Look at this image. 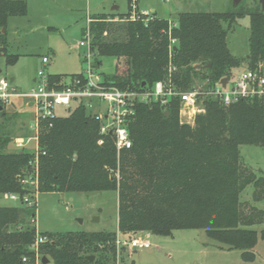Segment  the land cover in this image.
Segmentation results:
<instances>
[{
    "label": "trees",
    "instance_id": "trees-1",
    "mask_svg": "<svg viewBox=\"0 0 264 264\" xmlns=\"http://www.w3.org/2000/svg\"><path fill=\"white\" fill-rule=\"evenodd\" d=\"M27 10L25 0H0V51L9 17L26 15ZM131 11L130 2L126 14H96L82 30V36L87 27L90 30L95 66L101 65V57H114L116 73L103 75L122 89L162 80L189 91L204 83L205 112L191 125L181 121L178 97L164 105L140 103L129 125L132 147L121 152L112 135L100 133L99 120L82 100H73L68 115L42 121L39 193L117 191L118 229L39 233L50 241L35 250L37 203L0 204V264H35L37 254L53 264H118V231L172 235L180 229H204L221 248L241 250L245 260L255 258L254 248L264 238V226L258 227L264 224V208L252 204L245 209L242 195L253 185L256 201H264V174L244 164L240 146L264 147V99L227 106L207 91L243 64L264 69V9L240 4L225 12H181L176 21L155 14L148 21L131 19ZM116 16L123 21L116 24ZM245 16L250 18V48L241 58L232 53L228 35ZM171 39L176 44L171 45ZM14 60L8 55V62ZM78 75L49 74L50 85L61 89ZM8 115L3 107L1 119L7 122ZM3 121L0 198L7 193L32 194L33 186L21 179L34 174V154L24 148L7 150L13 136ZM90 255L93 261L87 259Z\"/></svg>",
    "mask_w": 264,
    "mask_h": 264
},
{
    "label": "rangeland",
    "instance_id": "rangeland-1",
    "mask_svg": "<svg viewBox=\"0 0 264 264\" xmlns=\"http://www.w3.org/2000/svg\"><path fill=\"white\" fill-rule=\"evenodd\" d=\"M26 15L10 16L3 29V50L0 51V80L6 79L18 91L26 92L34 86V79L40 69L49 74H73L86 68L85 47L79 45L82 28L87 24L88 13L98 15L114 11L118 14L129 12L131 0H25ZM241 7H262V0H242ZM239 4V5H240ZM139 11H150L154 7L159 15L176 21L181 12H225L237 8L233 0H137ZM118 8H114L117 7ZM132 9V8H131ZM157 15L159 18L161 16ZM119 16V15H118ZM123 20L116 16L114 22ZM250 18H240L228 35L229 47L233 54L245 57L250 48ZM8 55L15 56L8 62ZM44 56L49 61L44 64ZM98 70L104 75L116 73V59L101 57ZM234 69L238 71L245 68ZM14 77V80H11ZM204 84V83H203ZM202 84V85H203ZM200 85V86H202ZM201 100L203 97H200ZM202 107V104H201ZM9 113L8 121H0L12 133L13 141L8 151L19 148L15 138L33 137L31 123L35 119V106L29 100L15 99L4 106ZM70 110L57 108L59 115H68ZM205 112L204 108L200 113ZM199 114V113H198ZM196 120V118H195ZM194 122L187 123L194 125ZM35 141L24 149L34 152ZM244 164L254 172L264 174V147L253 144L240 146ZM119 177V175H117ZM255 188L249 185L243 192L245 209L252 204L260 206L254 195ZM36 216L33 224L38 233L58 232H100L115 231L118 228V192H40L37 196ZM1 205H18L2 196ZM261 207V206H260ZM261 226V227H260ZM258 226L261 229L264 224ZM258 229V228H257ZM138 235H148L152 247L133 249L128 245H117L118 264H264V238H259L254 248L255 258L245 260L241 250L225 249L213 240L204 229H180L172 235H157L148 231L117 233L118 239L130 240ZM49 264H53L52 260Z\"/></svg>",
    "mask_w": 264,
    "mask_h": 264
},
{
    "label": "built area",
    "instance_id": "built-area-1",
    "mask_svg": "<svg viewBox=\"0 0 264 264\" xmlns=\"http://www.w3.org/2000/svg\"><path fill=\"white\" fill-rule=\"evenodd\" d=\"M137 0H131V19L144 17L145 21L152 20L154 13L151 11H139L136 5ZM91 21L88 18L87 25ZM91 33L87 27L79 45L85 47L84 61L86 68L79 72L80 75L69 78L64 82L61 89L50 85L49 73L44 68L40 69L35 77L34 86L26 92L18 91L11 86L8 80H0V110L15 99L29 100L35 106V119L31 123L35 131L33 137H17L15 144L19 149L25 148L31 141H35L36 148L33 152L34 159L31 165L34 168V174L30 177L21 179L25 185L33 186L32 194L21 196L17 193H7L5 198L18 204H27L32 206L37 203L36 196L39 194L38 182V154H39V132L42 121L59 116L57 108L60 106L69 109L73 100H82L85 105L93 110V114L100 122V133L102 135H112L118 152L132 147V139L129 130L137 105L140 103L152 104L160 102L166 104L171 97L180 99V116L184 122H194L198 113L203 110V86H196L189 91H181L170 81H157L151 86H142L140 89H122L109 83L102 72L98 70L94 62V52L91 47ZM176 44V39H171V45ZM46 64L49 61L48 56L42 59ZM226 85L220 81L214 88L207 91L217 98L224 105H231L241 100L260 98L264 99V69L259 65L256 68H244L231 73ZM206 93V92H205ZM104 138H100L98 143L102 144ZM50 241L46 235L37 233L33 248L38 250L43 243ZM118 245H128L133 249H148L152 247L150 236L136 234L130 240L118 239ZM43 257L36 256L35 264H43ZM27 262V257L23 258Z\"/></svg>",
    "mask_w": 264,
    "mask_h": 264
},
{
    "label": "water",
    "instance_id": "water-1",
    "mask_svg": "<svg viewBox=\"0 0 264 264\" xmlns=\"http://www.w3.org/2000/svg\"><path fill=\"white\" fill-rule=\"evenodd\" d=\"M241 1H242V0H233L235 6H238V5L241 3ZM262 8L264 9V0H262ZM207 66H208V67H211L212 64L210 63V64H208ZM197 67L199 68V67H201V66H200V65H197ZM227 81H228V79H227L226 77L223 78V79L221 80V82H222V84H223L224 86L226 85ZM168 114H169V112L167 111V112L165 113V115L168 116ZM94 258H95L94 255L87 256V259H89V260H91V261H93ZM42 262H43V264H49V263H50V260H49L48 257L43 256Z\"/></svg>",
    "mask_w": 264,
    "mask_h": 264
},
{
    "label": "crops",
    "instance_id": "crops-1",
    "mask_svg": "<svg viewBox=\"0 0 264 264\" xmlns=\"http://www.w3.org/2000/svg\"><path fill=\"white\" fill-rule=\"evenodd\" d=\"M114 8H118V6H117V7H114ZM113 10H114V11H112V12H110V13H107V14H118V13L115 12V9H113ZM150 11L153 12L156 16L159 15L154 7H152V9H151ZM92 16H93V15H92ZM159 16H161V18H168V17H166V16H164V15H159ZM88 18H92L90 13H88L87 20H88ZM86 25H87V24H86ZM86 25H85V26H86ZM84 28H85V27H83L82 30H83ZM78 73H79V72H78ZM11 80H14V77H13ZM34 80H35V79H34ZM245 190H246V189H245ZM259 204H260V206H261V207L259 206L260 208H264V201H260Z\"/></svg>",
    "mask_w": 264,
    "mask_h": 264
}]
</instances>
